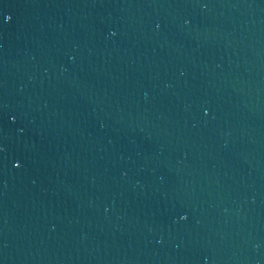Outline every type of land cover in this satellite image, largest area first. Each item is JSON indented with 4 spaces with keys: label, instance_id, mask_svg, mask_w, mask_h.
<instances>
[{
    "label": "water",
    "instance_id": "obj_1",
    "mask_svg": "<svg viewBox=\"0 0 264 264\" xmlns=\"http://www.w3.org/2000/svg\"><path fill=\"white\" fill-rule=\"evenodd\" d=\"M0 264H264V0H0Z\"/></svg>",
    "mask_w": 264,
    "mask_h": 264
}]
</instances>
